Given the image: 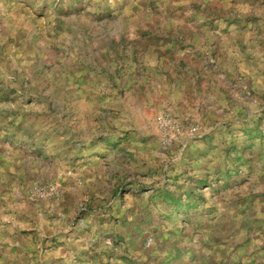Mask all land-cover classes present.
Listing matches in <instances>:
<instances>
[{
    "label": "rangeland",
    "instance_id": "rangeland-1",
    "mask_svg": "<svg viewBox=\"0 0 264 264\" xmlns=\"http://www.w3.org/2000/svg\"><path fill=\"white\" fill-rule=\"evenodd\" d=\"M0 264H264V0H0Z\"/></svg>",
    "mask_w": 264,
    "mask_h": 264
},
{
    "label": "built area",
    "instance_id": "built-area-1",
    "mask_svg": "<svg viewBox=\"0 0 264 264\" xmlns=\"http://www.w3.org/2000/svg\"><path fill=\"white\" fill-rule=\"evenodd\" d=\"M173 124V122L167 117L164 116L161 118V129L164 131V129L167 128V126H171Z\"/></svg>",
    "mask_w": 264,
    "mask_h": 264
}]
</instances>
